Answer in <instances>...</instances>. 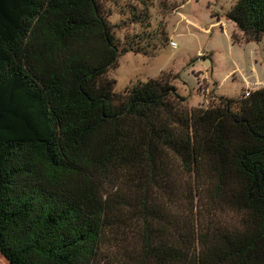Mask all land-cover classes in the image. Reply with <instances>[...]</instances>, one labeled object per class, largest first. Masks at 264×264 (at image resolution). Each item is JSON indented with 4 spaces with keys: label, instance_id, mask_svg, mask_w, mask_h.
Wrapping results in <instances>:
<instances>
[{
    "label": "trees",
    "instance_id": "trees-1",
    "mask_svg": "<svg viewBox=\"0 0 264 264\" xmlns=\"http://www.w3.org/2000/svg\"><path fill=\"white\" fill-rule=\"evenodd\" d=\"M225 17L264 37V0ZM119 55L99 0H0V264H101L111 240L103 264H264V89L189 111L166 80L118 96ZM178 169L186 200L209 176L242 229L161 207Z\"/></svg>",
    "mask_w": 264,
    "mask_h": 264
},
{
    "label": "rangeland",
    "instance_id": "rangeland-1",
    "mask_svg": "<svg viewBox=\"0 0 264 264\" xmlns=\"http://www.w3.org/2000/svg\"><path fill=\"white\" fill-rule=\"evenodd\" d=\"M236 2L99 0L120 53L117 64L107 73L115 82L114 93L123 96L137 83L166 80L186 99L182 106L189 111L213 108L221 99H240L255 89H264V82L255 80L264 81V37L258 43H245L243 33L225 17ZM244 76L250 78L247 84ZM176 181V196L163 192L155 196L161 207L175 213L177 221L188 226L190 218L198 232L242 229L247 215L215 201L209 176H205L193 204L182 194L192 183L194 186V177L178 169ZM132 241L127 243L134 245ZM112 245V240L103 245L102 258L112 260Z\"/></svg>",
    "mask_w": 264,
    "mask_h": 264
},
{
    "label": "crops",
    "instance_id": "crops-1",
    "mask_svg": "<svg viewBox=\"0 0 264 264\" xmlns=\"http://www.w3.org/2000/svg\"><path fill=\"white\" fill-rule=\"evenodd\" d=\"M261 41H262V39H261ZM261 41H260V42H261ZM245 43H246V44H250V43H255V42H246V41H245ZM248 79H250L249 76H244V77H243V81H245V82H244L245 84L248 83ZM255 80L257 81V83H260V82L263 83V82H264V81H261L260 78H256ZM263 80H264V79H263ZM255 90H256V89H255Z\"/></svg>",
    "mask_w": 264,
    "mask_h": 264
},
{
    "label": "built area",
    "instance_id": "built-area-1",
    "mask_svg": "<svg viewBox=\"0 0 264 264\" xmlns=\"http://www.w3.org/2000/svg\"><path fill=\"white\" fill-rule=\"evenodd\" d=\"M170 46H171L172 48H175V47H176V44L173 43V42H171V43H170ZM246 96H248V93L245 94V97H246Z\"/></svg>",
    "mask_w": 264,
    "mask_h": 264
}]
</instances>
